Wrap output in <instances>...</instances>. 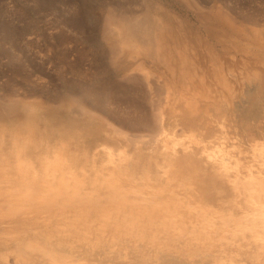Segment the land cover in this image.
Segmentation results:
<instances>
[{"label":"bare ground","instance_id":"6f19581e","mask_svg":"<svg viewBox=\"0 0 264 264\" xmlns=\"http://www.w3.org/2000/svg\"><path fill=\"white\" fill-rule=\"evenodd\" d=\"M129 4L113 5L102 11L106 16L103 21L96 16L99 10L93 7H82L79 12V26L86 36H100L104 40L101 54L107 61L102 59V70L109 74L110 68H114L116 80L95 88L71 90L66 98L59 93L57 98L49 96L48 100L63 118L85 121L75 126L68 122L60 124L61 137L53 146L52 155L48 151L51 144L37 141L28 133L21 141L17 137L11 140L14 144L10 152L0 150V240L5 238V264H91V258H98L103 251L80 262L89 257L86 254L97 252L96 246L89 249L85 242L89 243L93 234L101 240L109 229L115 234L124 224L138 232L147 229L149 238L140 237L152 244L157 239L164 243L183 240L186 246L196 243L198 247L212 243L213 248L219 249L217 264H264V115L251 120L240 137L218 133L224 127L239 126L231 124V115H236L233 98L245 96L240 85L250 83L252 75L262 77L257 53L248 50L241 56L223 54L227 51L199 37L185 16L178 14L179 8L175 12L166 5L147 2L138 12L132 7L134 4ZM220 12V19L234 23L227 12ZM263 44L262 41L261 48ZM222 49L227 50V46ZM232 81L236 83L234 95ZM262 88L264 85L258 88L259 94ZM42 97V91L29 90L21 99L37 101ZM255 103L252 109L264 106V101ZM174 118L183 120L188 129L198 128L201 136L213 133L214 144L203 145L200 150L191 144H201V138L193 135L180 140L178 135L170 134L169 148L163 143ZM211 118L222 121L216 132L210 127ZM87 119H94L95 126L99 120L104 121L114 144L106 147L101 141L99 147L105 150L95 149L91 168L88 162L83 165L82 157L74 152L82 147V136L92 128ZM183 133L185 136L186 131ZM229 139H233L230 145ZM191 140L193 143L189 144ZM125 146L133 150L126 152ZM144 155L153 170L141 174L132 169L136 165L131 163ZM190 168L198 174L196 182L185 171ZM188 179L189 191L194 185L195 194L200 197L196 203H188L181 196ZM205 179H209L208 184ZM206 195L211 196V201L226 199L228 210L206 208ZM11 247L13 250H8Z\"/></svg>","mask_w":264,"mask_h":264},{"label":"rangeland","instance_id":"374dc122","mask_svg":"<svg viewBox=\"0 0 264 264\" xmlns=\"http://www.w3.org/2000/svg\"><path fill=\"white\" fill-rule=\"evenodd\" d=\"M75 1L76 0H0V150L1 149L4 151L8 150L10 152V150H12L13 148L12 144H14L12 141L16 140V137L21 141L22 139L21 137L24 134L28 133L31 136L37 138V141L43 140L46 143L48 142L49 145L51 144L52 146L49 147L48 151H50L49 153L52 155L54 150L53 148L57 146L56 145V143H58L57 140H59V137H61L59 134L60 133L59 131L61 130L60 124L62 122L67 124L68 122L72 126H75L76 124H79L82 121L84 122L85 120L74 119L69 121L68 119L63 118L64 116L63 117L62 115L60 116V113H58L57 109H55L56 105L49 102L48 99L50 97L51 98L56 97L57 95H59V93L60 95H64L65 97L67 96L68 92L71 90H78L85 87L95 88L94 86L99 87L101 86L102 83L104 84L106 81L109 82L111 79L116 80L115 78L117 74L115 73L114 68H110L109 74L108 73L104 74V70H102L103 69L102 61L103 60L107 61L104 58V56H102L101 54L102 48H104L106 45L104 43V40L100 36H96V37L86 36L83 30L84 28L80 27L82 24L80 23L79 12H81L82 7H88V8L93 7L97 11L99 10V12L101 13L102 11L106 12L108 8L110 7L112 8L113 5L114 6H117L118 4L127 5V3L128 4L130 3L128 6H132L136 1H138L132 7H136V10L140 12L139 8L141 9V6L147 2L159 3L162 4L163 6L166 5L167 7L166 6L165 7L168 8L169 10H174L175 12L179 10L178 14H181L182 17L185 16L184 18H186L194 26V29L198 33L199 37H201L203 40L205 39L208 40V42L212 44L215 45L217 44L216 45L217 48L221 49L223 52L227 51V53L222 52L223 54L237 55L239 53L237 56H241L242 53H247L248 50H249L248 52L257 53L256 58L259 57L258 58L259 63L257 67L259 66L258 69L263 71V73L261 72L263 74L262 77L261 76L255 77L254 75H252V79L250 83L246 82L243 84L241 83L240 85V87H242V91L244 92L245 96L240 99L233 98V106L235 108L236 115L234 114L231 115V117L233 118L231 120V124L232 122H234L236 125L239 124V126L234 127L235 129L237 128L236 131L234 130V128L229 129V126H227L226 128L224 127L223 131L219 130L218 133L219 135L221 134L222 136L224 135L223 134L224 132L225 133L228 132V136L230 137L234 135L240 137L241 134L244 131H246L247 124L250 123L251 120L252 121L259 120L264 115V106H259L260 108L258 107L256 109H252V106L256 105L255 102L258 103L264 101L263 99L264 88H262V94L258 93V88L264 85V44L262 48L260 46V43L262 41L264 43V0H194V1L193 0H160V1L159 0H111L112 2L110 0H101V1L93 0V2L92 0H78L77 1L78 3ZM79 3L81 5H79ZM212 6H214V8ZM222 11L223 13L225 12V14L227 12L226 15L228 16L229 14V17L231 19L233 18V21L235 20L234 21L235 25L234 23L231 24L230 22L224 19L222 20V18L220 19L218 14L219 12L222 13ZM228 11L230 12L228 13ZM99 12L97 13L98 15H96L97 18H99L100 21L106 20L105 18L106 16L104 15L105 13L103 12V14L102 13L100 14ZM238 16L240 20H237L239 19ZM209 31L211 33H209ZM241 37L243 39H241ZM239 38L243 42L239 40ZM225 46H227V50L222 49ZM258 48H260L261 50ZM84 49L85 50L87 49L86 53ZM217 52H219V50ZM97 55L99 56L98 58ZM79 58L81 59L82 62L80 60L76 62L77 61L76 59ZM76 63H78V65ZM101 73L103 74V76ZM231 76L232 78H236V76L233 74ZM230 83L232 84L230 85V87L232 86L231 87L232 91L236 90L235 87L233 86L236 83L235 82L233 83V81ZM80 85H83V87H81ZM29 90L42 91V93L44 94V98L42 97V100H40L41 98H39L37 99V101H32V100L25 101L24 99H21L23 93L29 92ZM232 94L234 95L235 91H233ZM248 112H250V114H247ZM228 116H230V113L228 114ZM176 118L172 119V121L169 122L168 134L165 137L166 140L163 144L166 143V145L170 148V145L172 144L171 142L172 135H174V137H177L178 135L177 138H179L180 140H184V139L188 140V138L190 137L192 138L193 135L196 136L197 138H201L200 140L201 144L199 143V145L191 144L193 143L192 140L189 141V144H191V146L197 148L199 147L200 150L203 148V145L204 146L208 145L207 147H211L214 144L212 143L214 139V137H212L214 135L213 133H212L213 135L207 134L201 136L200 135L201 133H199L200 131L198 130V128H194L195 131L192 129L193 130L192 132L191 129H188L189 127H186L183 124L184 122L183 120H178ZM243 121L245 124L243 123ZM94 122H95L94 119L86 120V123L92 125V128L89 129V132H85V134L88 133V135L82 136L81 139L84 143L83 142L79 143L80 145L82 144V147L74 151L82 157L83 165L88 164L87 166L89 168H91L92 167L91 165H93L91 164L90 161L93 154L95 153L94 152L95 149L99 147V144L103 142L104 146L106 147H108L109 143L110 145L114 146L111 140L112 136L108 135L109 132L105 128L104 121L99 120L98 126L97 123L95 126ZM178 122H180L179 125ZM220 122L222 123V121L220 120L218 123L216 122V120L213 121V118H211L210 127L213 128V130L215 129L216 132V130L220 128V126L219 127L217 126L218 124H220ZM177 127L179 134L176 132ZM179 127L183 128V130L181 129L182 132L181 130L179 131L180 129ZM185 131L186 133L184 136L183 132ZM237 131L239 133H237ZM145 133L147 134L149 132H143V134ZM90 134L91 136H89ZM170 134L171 136L169 138L168 136ZM75 135L77 134H75L74 131L73 132L74 138ZM94 136H96L97 138L94 139ZM181 136L183 139H181ZM183 136L184 137L187 136V137L184 138ZM98 138L100 139L98 140ZM232 140L233 139H229L228 141L229 145L231 144ZM120 142L122 145L125 144L123 143L124 142L123 140H120ZM83 144H86V146ZM103 148L104 147H99V149L105 150ZM124 148L126 152L128 149L133 150L131 146H125ZM178 148L181 147L179 146ZM135 151H133L134 158L136 157V154L134 153ZM96 153L98 152L96 151ZM87 157L90 159H88ZM144 157L141 156L140 158L133 159L131 163L132 166L136 165L135 168L133 167L132 169H134L135 171L139 170L137 172L141 171V174L142 173L146 174L147 172L150 173V171L153 170L150 167L148 160L146 159L147 156L144 155ZM139 161L141 163H139ZM13 164L14 163H11V165ZM37 166L38 168H40L39 165ZM190 169H187L185 171L187 172L188 177L189 176L191 177V178L189 177L191 181L193 180L192 182H196L198 179V174L193 172L194 171L193 169H191L192 170L191 172ZM159 171L161 172L162 169H159ZM11 173L12 172H10L9 174L12 175ZM190 179L186 181L187 183L184 181L186 183V186H184V188L181 189L182 191L184 190L183 191L184 194H181V196L183 200L188 203L189 202L196 203L200 197L197 194H195L196 190L194 189V185H192V191H189L188 184L190 183ZM208 180L209 179L207 180L205 179L204 182L208 184L209 183ZM195 188L200 189V187H195ZM201 188H203L202 185ZM183 196H185V198ZM206 196L203 199L206 202V208H208L209 210H212L213 208L215 210H222L224 212L228 210V201L226 199L220 202L217 201L216 199L211 201L210 200L211 196L209 195L207 197ZM125 228L128 229L125 230ZM144 230L145 232H138L135 228L128 226V224H124V226H122L120 230H117L115 234L112 233L114 231L113 229L111 230L109 229V231H107L106 233L107 235L108 234L111 235V237L109 235L108 236L105 235L103 236V238H101V240H99L100 238H97V236L93 234L92 238H90L89 240V243H87L86 241L84 245L88 244L87 247L89 249L96 246L97 252L92 254L89 253L86 254L89 255V257L87 256L88 258L81 259L80 262H87V259L90 260V257H92L91 255H95L103 251V253L98 258L96 259L93 257L91 258L90 261L93 262L91 264L94 263L95 264H125V263L126 264H199V263L217 264V262H215V258L217 257L219 249L218 246L213 248L212 243L208 244L205 247L202 246L198 247L196 243H190L189 246H186L184 245L183 240L173 243H171L170 241L164 243L165 241L157 239L154 242V244H152L146 242L147 240H142V237H140L141 235H146L147 238H149L150 232L147 229ZM118 231L120 233H118ZM102 233L103 232H101L100 234ZM127 233L128 235H126ZM100 234H98L99 237L102 236ZM114 244L116 248L114 247ZM110 249L112 250L109 251ZM8 250L12 251L13 247H11V249L9 248ZM126 251L127 253H129V255L127 254V256H126ZM142 251L144 252L142 253ZM166 251L169 252L168 255L166 254L167 253ZM223 252H225V249L223 250ZM82 260H86V261H82ZM0 263L5 264L4 237H2L0 240Z\"/></svg>","mask_w":264,"mask_h":264}]
</instances>
